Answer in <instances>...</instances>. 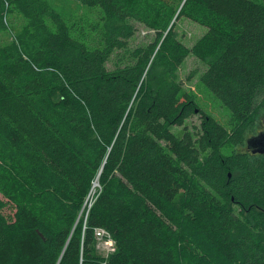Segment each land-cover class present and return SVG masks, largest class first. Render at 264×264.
<instances>
[{
	"label": "trees",
	"instance_id": "trees-1",
	"mask_svg": "<svg viewBox=\"0 0 264 264\" xmlns=\"http://www.w3.org/2000/svg\"><path fill=\"white\" fill-rule=\"evenodd\" d=\"M76 1L98 19L0 0V35L9 12L25 21L0 38V264H264V152L246 147L264 99V0ZM180 17L206 27L190 47ZM134 22L152 42L129 46ZM189 54L227 125L178 80Z\"/></svg>",
	"mask_w": 264,
	"mask_h": 264
},
{
	"label": "rangeland",
	"instance_id": "rangeland-1",
	"mask_svg": "<svg viewBox=\"0 0 264 264\" xmlns=\"http://www.w3.org/2000/svg\"><path fill=\"white\" fill-rule=\"evenodd\" d=\"M57 9L64 14L72 13L73 15H88L91 18H97L99 11L88 9L87 7L79 4L76 0H50ZM7 22L10 26V31L6 34L0 35L1 40L10 39L14 34V30L18 29L24 24V19L16 11L9 12L7 15ZM87 27V25L85 26ZM135 32L129 39L130 47L145 46L153 41L154 34L152 30H149L144 25L138 22H134ZM13 30V31H12ZM206 30V27L190 20L186 17H180L175 25L174 32L177 38L187 47H190ZM115 62V55L107 62V66L112 68ZM205 69V64L189 54L183 62L180 64L177 70V78L181 82L182 86L189 92L194 93L198 96V102L201 107L214 119L221 124L227 125V117L223 107L219 101L209 94L201 91L199 87V76ZM264 116V99L261 100V108L259 109V119L257 120V131L264 130L263 124ZM185 124L189 129L195 130L200 126V117L198 114L192 115L185 120ZM173 130L179 132V128L173 127ZM99 185L92 186L91 191L87 195L86 199L89 200L88 207L94 199ZM96 240V251L97 253L106 256L113 250V241L108 236L95 237Z\"/></svg>",
	"mask_w": 264,
	"mask_h": 264
},
{
	"label": "water",
	"instance_id": "water-1",
	"mask_svg": "<svg viewBox=\"0 0 264 264\" xmlns=\"http://www.w3.org/2000/svg\"><path fill=\"white\" fill-rule=\"evenodd\" d=\"M264 124V116H263ZM246 147L251 150L252 153L264 152V130L259 131L257 134L250 136L246 139ZM39 235L43 238V235L38 231Z\"/></svg>",
	"mask_w": 264,
	"mask_h": 264
},
{
	"label": "built area",
	"instance_id": "built-area-1",
	"mask_svg": "<svg viewBox=\"0 0 264 264\" xmlns=\"http://www.w3.org/2000/svg\"><path fill=\"white\" fill-rule=\"evenodd\" d=\"M95 236L96 237H104V236H108L109 238V235L102 229H96L95 230Z\"/></svg>",
	"mask_w": 264,
	"mask_h": 264
},
{
	"label": "bare ground",
	"instance_id": "bare-ground-1",
	"mask_svg": "<svg viewBox=\"0 0 264 264\" xmlns=\"http://www.w3.org/2000/svg\"><path fill=\"white\" fill-rule=\"evenodd\" d=\"M93 185H94V186L98 185V181H97V180L94 181V182H93ZM93 185H92V186H93Z\"/></svg>",
	"mask_w": 264,
	"mask_h": 264
}]
</instances>
